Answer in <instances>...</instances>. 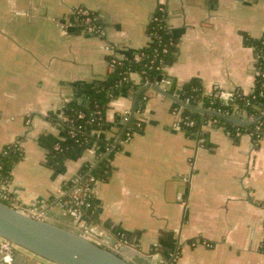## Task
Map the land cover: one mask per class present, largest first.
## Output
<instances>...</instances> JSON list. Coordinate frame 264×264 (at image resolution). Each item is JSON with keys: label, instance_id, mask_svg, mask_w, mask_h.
<instances>
[{"label": "crops", "instance_id": "crops-1", "mask_svg": "<svg viewBox=\"0 0 264 264\" xmlns=\"http://www.w3.org/2000/svg\"><path fill=\"white\" fill-rule=\"evenodd\" d=\"M78 6L99 14L106 39L83 31L74 18ZM159 6L178 40L166 69L176 86L199 79L207 97L218 90L224 102L254 91L252 42L264 37V0H0V152L20 140L24 153L4 187L14 201L76 229L60 200L65 183L95 152L87 149L55 169L40 139L61 136L52 117L107 78L108 56L121 60L150 45L147 27ZM130 81L110 101L107 125L97 132L119 145L108 179L95 191L107 243L122 232L141 252L156 251L174 264H264V137L255 143L246 129L231 136L213 122L192 137L179 126L175 101L153 89L138 98L140 75ZM136 101L143 104L139 127L122 140ZM236 116L251 118L242 110ZM23 253L28 264H48Z\"/></svg>", "mask_w": 264, "mask_h": 264}, {"label": "trees", "instance_id": "trees-1", "mask_svg": "<svg viewBox=\"0 0 264 264\" xmlns=\"http://www.w3.org/2000/svg\"><path fill=\"white\" fill-rule=\"evenodd\" d=\"M167 18V9L164 6H159L147 27V33L151 38L150 45L137 55L127 56L121 60L113 55L108 56V61L113 68L107 78L92 88L82 91V101L76 99L69 102L61 116L52 117L53 121L60 126L61 136L44 135L40 139L42 145L49 152L50 167L60 169L66 161L80 157L87 149H93L94 147L95 153L101 154L105 153L107 147L112 146V141L107 140L104 135H98L97 132L107 125L106 110L110 101L119 95L121 89L131 86L129 78L132 73L140 75L142 84L146 81L157 84L163 78L168 77L166 69L176 60L178 40L172 32ZM252 45L257 55L264 56V37L261 40L253 41ZM170 93L178 94L182 100L189 98L191 107L196 109L212 108L215 111H229L230 115H233V110L237 107L238 111H247L254 119L258 118L261 112L264 111V76L262 75L257 77L256 86L252 93L246 95L237 92L228 102H224L219 95L214 96L212 94L207 97L199 79H193L179 87L174 82ZM174 107L181 110L183 121H181L180 125L192 137L198 135L202 118L204 124L212 120H218V124L225 127L231 136H235L238 130L246 129L253 134V140L264 137V118L248 128H243L232 125L228 121L208 113L202 115L193 109L182 108L181 104L176 102ZM139 108L142 109L143 104H138L137 109ZM81 114L84 116L81 117ZM186 120H194L195 125L187 126ZM137 121L134 119L133 123L127 129L125 128L126 130L121 137L122 140H127L139 127L137 126ZM260 123H263V127L257 130V126ZM57 145L61 147V151L56 149ZM118 148L119 145H116L115 149ZM23 158L24 153L17 150L13 145L6 147L4 151L0 152V181L3 184L8 183L12 179V168ZM88 163L82 164L77 173L84 174ZM110 170V157H108L100 159L92 173L101 181H105L108 179ZM72 183V180L66 182L64 188L69 187ZM93 207L96 208V214L93 213ZM97 213L98 203L94 199L92 200V208L85 210V214L91 216L92 220L97 221Z\"/></svg>", "mask_w": 264, "mask_h": 264}, {"label": "water", "instance_id": "water-1", "mask_svg": "<svg viewBox=\"0 0 264 264\" xmlns=\"http://www.w3.org/2000/svg\"><path fill=\"white\" fill-rule=\"evenodd\" d=\"M147 89H153L176 103L184 105L181 100L171 93L155 85L143 87L138 93V98ZM137 102H135L132 114L137 107ZM184 107L198 111L202 115L208 113L240 127L252 126L264 118L263 114L256 120L243 121L236 117L225 116L206 109H196L187 105H184ZM131 120L132 115L127 124ZM200 122H203V118ZM0 237L51 264H156L153 263V257L149 253L139 252L128 259L115 250L84 235L77 229L47 219L35 218L2 200H0ZM107 241L108 237L105 238L106 243ZM115 243L116 241L113 244ZM28 261V257L23 252L5 255L0 258V264H28Z\"/></svg>", "mask_w": 264, "mask_h": 264}, {"label": "built area", "instance_id": "built-area-1", "mask_svg": "<svg viewBox=\"0 0 264 264\" xmlns=\"http://www.w3.org/2000/svg\"><path fill=\"white\" fill-rule=\"evenodd\" d=\"M167 13H168V11H167ZM74 18L76 19L78 25L82 27L83 31L88 36L98 37L100 39H106V35H107L106 29L101 24L100 16L96 11H94L90 8H87V7L78 6L74 10ZM105 48H106L105 49L106 51L113 52L116 47L114 45L106 42ZM262 61H264V56L258 54L257 55L258 76L259 75L264 76V70H263L264 69L263 68L264 62H262ZM126 80H128V79L126 78ZM162 83L172 84V86H173L174 82H172L168 77H165L162 79V81L160 83H157V84L148 83L146 81L144 84H142V87H147L148 85H155V86H158V87L164 89V87H162ZM177 87H179V86H177ZM215 95L221 96L220 91L216 90V92L214 93V96ZM261 95H263V93H261ZM144 98H146V96ZM176 98L181 100L184 105L191 106V101L189 98L182 100V99H180L178 94H176ZM184 105H181L182 108H184ZM235 109H237V107L234 108L233 115H230L229 111H226V112H222L221 110L215 111L212 108H207L206 110L217 112V113L223 114L225 116L235 117V115H237V112H238V110L235 111ZM142 110H143V108L142 109L139 108V109H135V111L133 112V114L135 115L133 118L136 121L138 120V123H140L139 121L141 120ZM174 112H181V110L176 109ZM130 113H128V114H130ZM83 116L84 115L81 114V117H83ZM236 118H237V116H236ZM129 119H130V115H127L125 120L124 119L123 120H124V122L127 121V123H128ZM249 120L250 121L254 120V118L251 117ZM181 121H183L182 118H180V120H179V126L182 130H184L182 128V126L180 125ZM211 122L218 124V120L209 121V123H211ZM127 123H126V125L129 126V124H131L132 122H130L129 124H127ZM185 123L187 126H194L195 125L194 120H186ZM203 124L204 123L202 122V125ZM262 124L263 123H260L257 126V130L262 129V127H263ZM128 126L126 128H128ZM101 131H98V133ZM72 134L75 135L74 132H72ZM250 135L253 137V134L250 133ZM261 140H262V138L259 137L258 139L254 140V141H255V143H258ZM198 141L201 143L205 142L204 139L200 138V137H199ZM13 146L17 150L23 152L20 140H18L15 144H13ZM115 147H116V145L113 143L112 146H109L106 148L105 153H101V154L95 153V159H94V161L89 162L88 165H86L85 173L84 174H78L77 173L75 175V177L72 179V181H73L72 185L64 188L63 197L60 200V205L66 213L72 215L74 217V219L76 220V222H78V225L76 227L77 230H79L84 235L94 239L95 241L103 244L104 246L115 250L117 253L121 254L122 256L130 259L136 253H139L141 251L128 243V241L126 239L127 236L124 233L119 232L118 234H116V243L115 244L110 245L109 243H106L105 242V236L107 235L106 230L97 221L92 220L90 218L91 216L85 214V210L92 208V200L96 199L95 198L96 186L101 181L92 173V171L100 159L110 157L112 152H114ZM56 149L61 151V147L59 145L56 146ZM94 149L95 148L93 147L92 150H94ZM8 183L3 184L0 181V200L8 203L9 205L13 206L14 208H16V209H18V210H20V211H22L28 215H31L35 218H38V219H46L47 218V216L45 214L38 212L35 207H24L21 204H19L18 202L14 201L7 194V192L4 190V187ZM92 210H93V213H95L96 208L93 207ZM18 252H24V250L20 246L13 244V243H11V242L0 237V258H2L5 255H12V254H15ZM141 253H143V252H141ZM149 255H151L153 257V263H156V264H174V261H167V260L163 259L162 256L159 253H157L156 251L149 253Z\"/></svg>", "mask_w": 264, "mask_h": 264}, {"label": "rangeland", "instance_id": "rangeland-1", "mask_svg": "<svg viewBox=\"0 0 264 264\" xmlns=\"http://www.w3.org/2000/svg\"><path fill=\"white\" fill-rule=\"evenodd\" d=\"M48 264H51V263L48 262Z\"/></svg>", "mask_w": 264, "mask_h": 264}]
</instances>
